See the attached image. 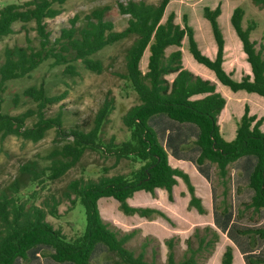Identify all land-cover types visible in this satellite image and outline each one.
Instances as JSON below:
<instances>
[{"label":"trees","instance_id":"trees-1","mask_svg":"<svg viewBox=\"0 0 264 264\" xmlns=\"http://www.w3.org/2000/svg\"><path fill=\"white\" fill-rule=\"evenodd\" d=\"M67 1L27 0L0 5V43L15 33L17 22L23 27L35 23L39 40V46H34L27 37L26 46H6L3 56L0 54V154L4 152L1 143L9 136L37 143L50 130H56V140L49 153L41 159L31 158L22 163L15 178L0 189V264H15L18 258L28 263L34 249L41 246L51 248L50 257L57 262L89 264L100 244L115 255L118 264H158L156 260L146 258V242L139 254L127 246L140 229L124 231L114 226L103 218L98 203L102 197H114L120 210L127 215L138 214L149 219L161 217L173 223L161 209L133 206L128 199L140 190L157 195V189L162 188L173 201L174 186L180 177L191 194L188 207L201 214L207 212L189 174L170 164L169 153L150 124L157 114H165L196 129L193 145L200 151L196 163L199 167L207 164L215 167L224 187L221 201L224 206L219 212L225 222L232 218V207L227 202L231 167L240 158L253 161L249 172V187L253 194L244 207L253 213H260L264 209V118L251 114L246 106L234 136L227 139L219 124L226 97L217 90L216 83L183 66L181 49L185 37H188V48L193 58L212 70L222 85L233 92L246 91L264 98V48L258 49L257 42L252 39L256 23L252 21L247 27L243 26L245 9L236 6L230 20L252 74L237 80L224 67L226 40L219 21L222 13L220 6L204 8L217 45L216 56L211 58L200 49L194 29L185 16L184 25L176 23L174 12L164 21L171 0L119 1L120 13L128 15L127 26L122 30H117L115 23L106 18L110 5L97 6L83 16L80 25L78 22L82 17L76 14L70 19L71 26L63 28L60 36L52 40L47 20L60 15ZM252 1L264 9V0ZM130 39L132 43L125 53L126 71L116 72L127 81L139 99V103L122 116L130 138L117 141L115 135L109 139L104 137L105 126L116 109V99L111 93L106 96L88 129L80 125L68 129L61 115H47V109L62 101L66 93L50 94L45 83L30 85L13 97L16 105L21 97L31 99L36 103L35 108L15 114L3 111L9 82L30 78L47 60L52 59L50 66H64L63 72L73 76L79 75L76 62H81L87 70L102 73L105 66L96 55L105 47ZM171 47L175 49L167 53ZM147 51L148 61L144 70L141 63ZM170 75L174 77L169 79ZM31 119L36 120L29 125ZM88 152L114 157L112 166H117L124 159L130 160L132 165H140L132 167L127 173L112 175L109 174L110 167L104 166L101 172H97L100 175L97 178L83 174L72 179L62 191H53L52 184L80 165ZM83 172H86L85 168ZM64 201L71 202L73 206L80 201L86 210V231L74 238H68L48 220L49 216H61L60 206ZM238 229L241 228L232 225L227 234L245 235L252 250L256 248L258 238L264 239V226ZM220 236V232L210 225L195 226L193 233L185 239L187 250L184 257L177 259L176 247L181 237L172 235L165 239L168 247L166 264H206L214 254ZM233 251L232 245L226 246L222 264H233ZM246 260L247 264H264V256L254 252L248 253Z\"/></svg>","mask_w":264,"mask_h":264},{"label":"rangeland","instance_id":"rangeland-1","mask_svg":"<svg viewBox=\"0 0 264 264\" xmlns=\"http://www.w3.org/2000/svg\"><path fill=\"white\" fill-rule=\"evenodd\" d=\"M25 1L27 0H0V5L14 2L23 3ZM119 1L126 0H68L64 4L63 12L60 15L47 20L51 39L54 40L59 37L63 28L70 27V19L76 14H80L82 17L78 22L80 25L83 16L86 13L90 12L97 6L106 4L111 6L106 18L115 23L117 30L124 29L127 26L128 15L120 13L117 4ZM147 1L158 2L159 0ZM206 6L211 7L212 9L220 6L222 9L219 21L226 40L224 60L226 71L231 73L237 80H240L245 75L252 74L242 43L231 24L230 15L236 6H242L245 9L246 14L243 20V26L247 27L248 23L252 21L256 23V29L252 32V39L257 42L258 49H263L264 9L254 4L252 0H171L166 9L164 21L171 12H174L176 14V23L184 25L185 16L189 25L194 29L195 37L200 49L204 54L212 58L216 56L217 45L210 22L204 15V8ZM14 29L15 33L5 37L0 43L1 56H3L6 46H26L28 44L27 37L32 40L34 46H39L35 23L23 27L22 23L17 22L14 25ZM131 43L132 39L118 42L112 46L105 47L96 55V57L100 58L104 63L105 69L102 73L87 70L81 62H76L79 75L73 76L63 72L64 66H50L52 59L47 60L33 72L30 78L9 82L8 90L5 93L3 111L15 114L30 107L35 108L36 103L31 99L21 97L20 103L16 105L13 101V97L16 93H21L30 85H40L41 83H45L50 94L66 93V97L62 101L47 109V115H61L63 124L68 129L75 125H80L81 127L88 129L87 126L92 122L106 96L111 93L116 99V109L111 114L110 122L105 126L104 137L105 139H109L112 135H115L117 141H123L130 138V133L122 121V116L130 107L139 103V99L136 92L127 84V81L122 79L117 73H123L126 71L125 53L126 48ZM173 49L175 48H169L167 53ZM181 49L183 51V66L186 69L193 71L195 74L217 83L218 91L225 95L227 102L219 116V124L223 135L227 139H231L234 136L237 124L243 115L246 106L250 108L251 114H256L259 118H264L263 97L256 93H248L246 91L233 92L227 86L222 85L217 80L212 70L208 69L203 64H200L193 58L188 48V37H185ZM147 61L148 51L145 53L141 63V67L144 70L146 69ZM173 77L174 75L168 76L169 79H172ZM160 118L167 120L168 123L171 124L170 126H166V128H169L175 133H179L180 131L184 133L187 138L184 142L188 145V149L195 147L193 141L196 138V129L193 126H188V123L177 122L165 114H157L153 116L150 123L153 125V123ZM35 120L36 119L29 120L28 124L32 125ZM178 125H185L184 127L188 126V128L181 129ZM188 133H190V135ZM55 140V129L50 130L47 136L37 143L26 141L16 136H9L4 139L1 143L4 152L0 154V189L15 178L22 163L31 158L41 159V156L49 153L54 146ZM252 158L255 160L254 157ZM240 159L239 162L234 163L231 167L230 193L227 198V202L231 204L232 210L235 209L236 216L233 224L241 229L261 227L264 226V209L261 210L260 213H253L252 210L245 209L244 207V203L248 202L253 194V190L249 187V172L252 169L253 161H249L248 159L243 161V158ZM114 162L115 158L112 156L103 157L98 153L88 152L83 157L80 165L71 169L61 180L53 183L51 187L53 191H62L72 179L80 177L83 174L86 177L93 176L97 178L100 176L97 172H101L102 167L104 166L110 167L109 174L112 175L127 173L132 167L140 165L139 163L132 165L131 161L128 159L122 160L117 166H112ZM188 162L191 164L192 161ZM210 167L211 170L213 169L214 173L212 184L215 185V194L217 198L215 199V208L220 211L224 206V204H221L224 196V187L216 175L215 167L213 165H210ZM83 168L86 170L85 173L83 172ZM137 195L139 201L145 204L144 206L156 204L158 209H164V207L169 209L167 213L172 217L171 219L173 220V223H170L161 217L149 219L137 215L133 222H135L134 227H139L140 232L128 242L127 246L134 250L136 254H139L143 251V243L146 242L147 247L144 250L146 258L148 260H156L158 264H166L168 247L165 244L164 238L173 230L180 231L184 236L188 233L190 234L194 227L198 225L199 222L201 223L204 220L203 218H207V216L204 215L201 217L197 214L196 209H191L186 206V204H183V197L178 200L177 203L169 204V200L166 198V191H158L157 195L154 196L153 194H150V192L141 190L136 196ZM113 199L117 201L112 197H104L99 200V208L103 218L116 227L128 230L132 229L131 223L127 218L124 217L123 219H120L117 216L119 213L123 215L125 214L120 210L119 203L117 202V204H115ZM60 212V217L49 216L48 220L55 228L61 229L68 238H74L86 231V210L80 201L74 206L71 202L64 201L60 206ZM240 213H242V215ZM239 214L240 216H238ZM222 231L220 232V241L217 243L216 250L214 251L213 256L207 260L206 264H222V255H220V251L224 250L229 244L235 246L236 257L234 264H246L244 256L240 253L236 244L233 242H237L240 246L237 237L244 239L245 242L249 239L241 233H237V237L234 239L232 234L228 235ZM256 244L257 246L254 249V253L256 255L264 256V239L258 238ZM186 250L187 245L185 240L181 239L176 247L177 259H182ZM51 251V248L41 246L34 249L30 255V262L26 263L23 259L18 258L15 264H69L57 262L52 259V257H50ZM89 264L118 263L116 262L115 255L112 252H109L104 245L100 244L96 248Z\"/></svg>","mask_w":264,"mask_h":264},{"label":"crops","instance_id":"crops-1","mask_svg":"<svg viewBox=\"0 0 264 264\" xmlns=\"http://www.w3.org/2000/svg\"><path fill=\"white\" fill-rule=\"evenodd\" d=\"M231 15H232V13H231ZM231 15H230V18H231ZM146 66H147V64H146ZM217 90H218V86H217ZM150 122H151V120H150ZM153 125L152 126L158 132V135H159L161 142L163 143V145L165 146V148L167 149V151L169 153L170 164L173 167H178V168L183 169L185 172H187L189 174L191 181H192L193 185L195 186L197 196H199L201 199H203L202 202H203V205L206 208L207 212L201 214L197 210L196 211H197V214L199 216L202 217V216L206 215L207 218H203L204 219L203 221H205V222H203V221L201 223L199 222V224L196 226L204 227L206 225H210V226L214 227L215 229H217L219 232L224 230L222 232L227 234L230 227L232 225H235V224H233L235 222L234 219L236 216L235 209L232 210L231 220L225 222L224 219L222 218L219 210H217L215 208V185L212 184L214 173H213V169L211 170L210 164H207V165H204L201 167H199L197 165L196 159H197L200 151L196 147H192V148L188 149L187 148L188 145L186 144V142H184L187 140L184 133L182 131H180L181 133L180 132L175 133L174 131H171L169 128H166V126L171 125L168 123L167 120L162 119V118L157 119L153 123ZM159 129H160V131H159ZM188 134L190 135V133H188ZM188 161H192L191 164ZM140 191L135 192V194L131 198L128 199V201L131 205L158 208V207H156L157 206L156 204L144 206L145 204H143L139 201L138 195L136 196V194ZM158 191L161 192V191H166V190L159 188V189H157V192ZM173 193H174V200L170 201L168 198V195H167V191H166V198L169 200L168 201L169 204H175V203H177L178 200H180L183 197L184 199H183L182 203L186 204V206L189 205V202L191 199V194L188 190V187H187L185 181L182 178L178 177V183L174 186ZM181 195H183V196H181ZM154 196H156V195H154ZM102 198H104V197H102ZM112 198H114V197H112ZM105 202H106V200H105ZM114 202H115V204H117L118 201L114 200ZM212 203H213V205H212ZM212 206H213V208H212ZM193 209H195V208H193ZM161 210L164 211L170 218H172L167 213L169 209L164 207V209H161ZM137 215L138 214H135V215L125 214V215H123V214L119 213L117 216L120 219H123L124 217L127 218L128 221L131 223L132 229H134V228H139L136 225H135L136 227H134L135 222H133V221H135V216H137ZM144 218H146V217H144ZM118 228H120V227H118ZM121 229L124 231L132 230V229L128 230L125 228L124 229L121 228ZM174 234L179 235L181 237V239H183V240H185V238H188L190 236L189 233L186 236H184L180 231L173 230L168 236H166L164 238V240L171 237ZM236 235H237V233H236ZM232 237L235 239L237 236L232 235ZM237 238H238V241H239L241 247L237 244V242H233V243L236 244L237 249H239L240 253L244 256L245 262L247 264L246 255L250 252L253 253L255 251L252 250L251 247H249V245L247 244V241L245 242L244 239H242V238L240 239L239 237H237ZM229 245L233 246L234 261H235V257H236L235 246L233 244H229ZM225 249L220 251V255H223ZM221 260H222V257H221ZM234 261H233V264H234Z\"/></svg>","mask_w":264,"mask_h":264}]
</instances>
